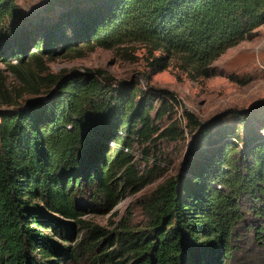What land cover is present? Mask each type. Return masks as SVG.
<instances>
[{"label":"trees","instance_id":"16d2710c","mask_svg":"<svg viewBox=\"0 0 264 264\" xmlns=\"http://www.w3.org/2000/svg\"><path fill=\"white\" fill-rule=\"evenodd\" d=\"M263 24L264 0H44L34 14L0 0V62L24 92L46 88L21 107L0 68V96L13 107L0 111V264H232L240 228L264 252V100L206 121L184 110L186 156L142 202L148 226L109 232L84 211L109 212L125 187L148 182L131 147L164 135L154 120L177 100L103 69L45 73L78 47L144 43L160 52L152 74L175 57L209 77Z\"/></svg>","mask_w":264,"mask_h":264},{"label":"rangeland","instance_id":"374dc122","mask_svg":"<svg viewBox=\"0 0 264 264\" xmlns=\"http://www.w3.org/2000/svg\"><path fill=\"white\" fill-rule=\"evenodd\" d=\"M43 1L16 0V4L22 12L34 14ZM159 54V51H151L150 45L144 43L91 51L78 47L46 63L48 69L45 73L103 69L119 82L136 81L137 88L142 91L165 89L174 94L177 100L170 115L154 120L159 132L164 131V135L154 143L140 144L135 141L131 147L135 169L148 182L137 191H133L131 186L125 187L123 197L109 212L97 209L84 211V219L109 232L121 230L123 224L134 231L144 230L148 226L142 202L151 196L157 186L179 173L186 156L189 136L184 127V110L191 112L198 120L206 121L224 111L246 109L264 100V24L214 60L210 64L213 74L209 77L199 75L175 57L168 60L164 70L152 74L148 63L152 56ZM0 68L11 99H15L21 107L33 99L46 97L45 87L37 95L24 92L4 62H0ZM153 102L157 107L160 100L157 98ZM12 108L6 106L5 99L0 96V111ZM151 114L154 116L155 111ZM181 130L184 131L183 135L180 134ZM110 143L108 147L112 150L115 146ZM240 231L242 235L238 238L239 242H243L244 249L238 252L237 260L232 264H264V252L247 241V233L242 228Z\"/></svg>","mask_w":264,"mask_h":264},{"label":"built area","instance_id":"2783aa9c","mask_svg":"<svg viewBox=\"0 0 264 264\" xmlns=\"http://www.w3.org/2000/svg\"><path fill=\"white\" fill-rule=\"evenodd\" d=\"M110 144L113 145V142H111Z\"/></svg>","mask_w":264,"mask_h":264},{"label":"water","instance_id":"95a60500","mask_svg":"<svg viewBox=\"0 0 264 264\" xmlns=\"http://www.w3.org/2000/svg\"><path fill=\"white\" fill-rule=\"evenodd\" d=\"M76 72V71H75Z\"/></svg>","mask_w":264,"mask_h":264}]
</instances>
